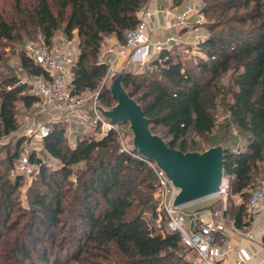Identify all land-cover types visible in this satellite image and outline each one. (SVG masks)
Listing matches in <instances>:
<instances>
[{"label": "trees", "instance_id": "1", "mask_svg": "<svg viewBox=\"0 0 264 264\" xmlns=\"http://www.w3.org/2000/svg\"><path fill=\"white\" fill-rule=\"evenodd\" d=\"M201 1L208 19V39L200 45L206 59L192 69L185 67L177 48L163 52L149 66L164 82L150 78L142 84L127 72L123 87L142 108L151 132L155 134V127L164 130V137L158 136L169 147L201 153L220 145L223 177L231 193L244 201L253 183L264 180V0ZM146 2L30 0L24 5L14 0L13 15L0 14V49L32 28L50 46L60 31L67 40H77L73 94L97 91L107 71L98 59L104 38L114 35L123 42ZM20 65L33 76L45 77L25 54L20 55ZM226 75L228 83L223 85ZM98 92L101 107L115 105L106 87ZM18 102L30 108L38 98L15 77L2 78L0 139L17 130ZM217 109L224 114L220 122ZM42 148L60 168L46 171L41 161L29 157L39 167L40 187L29 195L31 210L21 226L20 221L6 223L12 212L6 199L5 221L0 222V242L4 236L11 241L6 264H189L184 254H194L183 247L178 234L164 231V218L157 227L147 220L146 214L152 221L158 218L156 175L133 148L130 154L120 150L116 133L77 138L70 147L64 128L56 124L42 139ZM20 151L19 142L6 149L10 165ZM2 164L0 159V180ZM73 172L75 183L69 179ZM20 179L11 192L19 188ZM248 198L234 209L231 224L237 230L250 224Z\"/></svg>", "mask_w": 264, "mask_h": 264}, {"label": "built area", "instance_id": "2", "mask_svg": "<svg viewBox=\"0 0 264 264\" xmlns=\"http://www.w3.org/2000/svg\"><path fill=\"white\" fill-rule=\"evenodd\" d=\"M207 39L203 6L199 2L175 4V0H147L137 13L136 26L125 33L123 42L101 45L98 59L107 66L103 81L125 70L127 64L148 66L163 52H171L183 44L200 46ZM24 53L45 73V77L35 76L31 89L38 101L48 108L49 116L81 115L82 109L88 107L94 136L102 137L109 132L121 134L124 124L112 123L96 111L101 107L97 102L98 91L89 92L86 99L81 98L84 93L73 94L71 81L78 55L77 45L70 40L55 46H47L43 41L29 42ZM87 99H92V103L85 104ZM49 131L45 125L38 126L34 135L42 140ZM20 152L16 167L21 174L38 167L31 165L29 156ZM146 163L157 178L154 193L157 222L160 223L163 217L164 231L179 235L183 247L194 254V264H264V245L254 233L237 230L232 225L227 228L223 221L224 212L219 215L208 208L187 212L186 206L174 207L178 190L154 163ZM223 192L224 180L217 195ZM246 206L250 224L256 218L264 217V189H252ZM206 215L209 218L203 219Z\"/></svg>", "mask_w": 264, "mask_h": 264}, {"label": "rangeland", "instance_id": "3", "mask_svg": "<svg viewBox=\"0 0 264 264\" xmlns=\"http://www.w3.org/2000/svg\"><path fill=\"white\" fill-rule=\"evenodd\" d=\"M24 5H29L30 0H22ZM186 2H199L202 6L204 2L201 0H182ZM13 3L14 0H0V14L4 17H11L13 15ZM208 23V19L205 18V24ZM22 38L15 42H5L0 49V80L4 77L13 76L18 80L19 85H25L28 93L32 94L31 83L34 81L35 76L29 74L24 70L20 65V55L24 53V47L29 42H39L42 41L40 33L36 30L29 29L26 33L23 31L19 32ZM27 33H30L28 35ZM107 38V37H106ZM106 38L103 40V43H106ZM67 41L63 34L58 31L55 33L50 46L62 45ZM75 45H77L76 38L71 39ZM179 57L184 63L185 67L194 68V66L199 61H204L206 57L203 54L200 46L191 47L189 45H181L178 48ZM126 72L133 75L136 79L142 80V84H146L148 79L157 78L159 80L165 81L159 72L152 70L151 66H137L134 64H127ZM229 75L222 77L221 84L226 85L228 83ZM109 78L105 81H101L97 91H101L104 87L108 89ZM89 92H85L81 95L82 99L88 97ZM33 95V94H32ZM92 103V99H87L85 104ZM44 110V111H43ZM48 108L44 107L39 101L32 105L30 108H25L22 103L18 102L15 107V117L17 130L10 137L0 139V159L2 160V179L0 180V222L5 221V202L6 199H10L12 204V212L6 223L20 221V226L23 221L26 219L28 212L31 210L29 204L30 198L29 195L32 192V189L40 187V174L39 167L33 169L30 173L21 174L17 170L18 159L11 163L5 158L6 149L10 150L16 142L20 143L22 154L33 157L41 161L46 171L56 172L60 168V163L58 160L50 157L47 153L44 152L42 148V140L36 137L34 134L38 126H47L51 128L53 125H61L64 128V134L66 137V142L70 147H74L75 140L77 138H92L98 139V136H94L92 130L90 129V110L88 107L82 109L81 115H68L66 118L63 116L60 117H51L48 113ZM216 114H218L217 121L220 122L223 120L224 114L221 112V109H217ZM155 134L161 135L164 137V130L160 127H155L153 129ZM131 134L128 131V125L124 124L121 134L118 136L120 150L124 153L130 154L132 145H131ZM165 140L168 141V138L165 136ZM239 144L243 146L244 142L239 140ZM21 153V152H20ZM34 165V163H31ZM37 165V164H36ZM82 166H78L76 169H80ZM74 169V171L76 170ZM17 177H20V186L14 192H11V187L14 185ZM60 175L57 176V178ZM69 179L75 183L76 176L73 174ZM254 188L264 189V180H256L249 192ZM157 190V188H156ZM156 192V191H155ZM154 192V193H155ZM215 196V195H214ZM153 198L156 201L154 194ZM210 198V197H209ZM248 198V197H247ZM246 198V200H247ZM241 199L231 193V190L228 188V182L224 179V192L218 195L217 197H211L210 199L206 198L204 200L190 204L185 208L187 212L194 211H203L205 208L212 209L217 212L219 215L224 212L223 221L227 228H231L232 218L234 209L241 204ZM146 218L150 224L157 227L159 224L157 221H152L149 218V215L146 214ZM19 226V227H20ZM244 232H252L255 234L257 240H260L262 245H264V219H257L254 223L249 224L247 230ZM12 236V235H11ZM11 241L9 237H3L0 242V264H6L8 261L9 255V246ZM184 260L189 264H194L195 258L190 252H185Z\"/></svg>", "mask_w": 264, "mask_h": 264}, {"label": "water", "instance_id": "4", "mask_svg": "<svg viewBox=\"0 0 264 264\" xmlns=\"http://www.w3.org/2000/svg\"><path fill=\"white\" fill-rule=\"evenodd\" d=\"M127 72L123 69L109 80L108 91L115 105L97 107L96 111L112 123L127 124L132 148L143 160L162 171L178 190L174 207H182L218 194L223 183L224 150L218 145L204 152H186L169 147L153 134L140 105L123 87ZM206 215L203 219H208Z\"/></svg>", "mask_w": 264, "mask_h": 264}, {"label": "crops", "instance_id": "5", "mask_svg": "<svg viewBox=\"0 0 264 264\" xmlns=\"http://www.w3.org/2000/svg\"><path fill=\"white\" fill-rule=\"evenodd\" d=\"M106 38V37H105ZM104 38V39H105ZM115 42H119L114 35H110V36H107L106 38V43H115ZM257 219H264V217H258L254 220V222L257 220ZM253 222V223H254Z\"/></svg>", "mask_w": 264, "mask_h": 264}, {"label": "bare ground", "instance_id": "6", "mask_svg": "<svg viewBox=\"0 0 264 264\" xmlns=\"http://www.w3.org/2000/svg\"><path fill=\"white\" fill-rule=\"evenodd\" d=\"M217 196H218V195L216 194L215 196H211V197H217ZM211 197H210V198H211ZM210 198H208V199H210Z\"/></svg>", "mask_w": 264, "mask_h": 264}]
</instances>
